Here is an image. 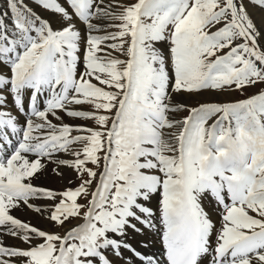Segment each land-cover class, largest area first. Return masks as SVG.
Here are the masks:
<instances>
[{
    "label": "snow or ice",
    "instance_id": "obj_1",
    "mask_svg": "<svg viewBox=\"0 0 264 264\" xmlns=\"http://www.w3.org/2000/svg\"><path fill=\"white\" fill-rule=\"evenodd\" d=\"M34 3L66 23L54 29L25 0L0 12V106L10 95L26 117L21 127L0 110V228L26 245L0 241V264H114L109 253L123 259L122 249L139 264H264V88L228 102L175 99L264 84V31L249 12L264 0ZM74 19L87 29L82 72ZM104 28L115 31L93 34ZM83 104L92 110L68 107ZM58 111L95 127L55 124ZM45 160L80 183L34 185ZM21 205L60 228L80 222L45 231L11 214ZM133 220L155 230L158 255L122 239L141 231Z\"/></svg>",
    "mask_w": 264,
    "mask_h": 264
},
{
    "label": "bare ground",
    "instance_id": "obj_2",
    "mask_svg": "<svg viewBox=\"0 0 264 264\" xmlns=\"http://www.w3.org/2000/svg\"><path fill=\"white\" fill-rule=\"evenodd\" d=\"M250 11L253 12V9L252 8L249 9V12ZM60 18L53 21L54 28H56V29H60L66 23L65 21H63ZM73 22L76 24V28L78 30L83 28L82 23L77 22L75 19ZM261 30L264 31V29H262V28H261ZM82 40H84V38ZM262 40L264 41V39H262ZM263 45H264V42H263ZM84 48H85V44L84 43L82 44V42H80V49H81L80 57H81V59L83 57L82 55H83ZM41 98L43 99L44 97L42 96ZM39 104L41 107H43V104H41V103H39ZM25 107H26V109L28 107V99L27 98H25ZM68 107L75 108V109H83V107L81 105H68ZM0 110H3L7 113H10L12 116L17 117L18 126H21V127L23 126L26 117H25V115L18 112L15 105L13 104L12 97L10 95L7 96L6 104H4L3 106H0ZM58 115L61 116V118H62L61 121L56 120L52 116H49V119L52 120V122L55 124H60L61 122L68 123L71 125L72 124L73 125L85 124L80 119L68 117L63 112L58 111ZM4 134H7L9 136V138L13 141V143H15L16 136L11 133L10 129L4 130ZM5 147H7V145H5ZM72 147H73V149H75L76 145H73ZM54 158L68 159V160L74 159V157L71 154L64 153V152L56 153ZM44 163L46 165L45 169L43 171H41L40 173H38V175L32 180V183L34 185L59 191L62 188L69 185V183H68L69 180H72L75 177V171L71 168L61 166L59 168V172H61L63 175L57 176L52 171V169L55 168L56 165L54 163H51L50 161H44ZM55 179H59L60 182L56 181ZM31 202H34L32 204L41 203L40 199L32 200ZM50 203H51V201L46 200V202L41 207L49 205ZM205 207H206V209H208L210 211L211 217H212L214 223H216L217 227H219V217H218L217 213L215 212V206L214 205L209 206L207 204V202H205ZM11 214L15 218L21 220L22 222L29 223L30 225L35 226L37 228H40L42 230L55 231L54 224L50 223L47 219V215H48L47 212H44L42 214V213L36 212L34 210H27L25 208L18 207V208L13 209ZM132 223L136 224V227L141 229V231H144V232H136L133 229L129 228V229H127V235L124 236L122 239L125 240V242L130 243L137 251L141 252L142 254L151 255L153 253H156L158 255L159 251L161 249V244H160L159 238H158L155 230L149 229V228L145 227L144 225L140 224L138 221H135V220H133ZM67 228H70V227L66 226L64 228V231ZM213 239H214V237H213ZM0 241H2L3 245L6 247H19V248L26 247V245L24 244V242L22 240H20L17 237L8 235L6 230L3 228H0ZM122 251H123V259L118 258V257L112 255L111 253H109V257L114 261V264H139V258L138 257H135L132 253L128 252L127 250L122 249Z\"/></svg>",
    "mask_w": 264,
    "mask_h": 264
},
{
    "label": "rangeland",
    "instance_id": "obj_3",
    "mask_svg": "<svg viewBox=\"0 0 264 264\" xmlns=\"http://www.w3.org/2000/svg\"><path fill=\"white\" fill-rule=\"evenodd\" d=\"M58 2H60L63 6L67 7V5L64 3V0H58ZM105 2L109 3V2H111V0H105ZM131 2H134V0H119V3H123V4H128V3H131ZM25 3L30 8H32L33 11H35L38 15H40L42 18H45V19L49 20L51 22L53 28H54L53 21L61 17L59 14L53 13V12H51L49 10H45L42 7L38 6L36 3H34V0H25ZM245 3H247V0H245ZM251 8L253 9V12L250 11V13L253 16L254 21L257 23V25L259 27L264 29V12H262L259 8H253L251 5H249V9H251ZM6 10H7L6 0H0V12H4ZM60 19H62V18H60ZM76 21L79 22L78 20H76ZM5 22L10 24L11 23L10 18H6ZM95 22L101 24L102 26L104 24L108 23L106 21H95ZM54 29H56V28H54ZM79 31L81 33L82 39L86 38L87 29H86L85 25H83V28H81ZM104 31H115V29L104 28L100 33H93V34L102 35V34H104ZM82 39H81L82 44L83 43L85 44V39L84 40H82ZM263 42L264 41L262 40L261 41L262 45H263ZM164 47L166 48V46H164ZM82 68H83V57H82V59H80V62L78 64V72L83 71L84 69H82ZM261 88H264V84H257L254 87L245 88L243 90V92H240V91H223V92L205 91V92H203V93H201L199 95H191V96L188 95V94H186V95L185 94L177 95L175 97V99L178 102L187 103V104L193 105V106L197 102H203V101L228 102V101H233V100L247 98L250 95L256 94ZM43 100H44V98L42 99L40 97V100L38 101V103L43 104ZM81 106L83 107V110H92L90 105L83 104ZM184 115H186V113H184V112L178 113L177 118H182ZM80 120L83 123H85L86 125H88L89 127H95V125H94V123L92 121H86V120H82V119H80ZM81 134H83V133H77L75 131L72 133V135H81ZM79 147H81V146L80 145H76L75 149H77ZM45 161H48V160H45ZM88 166L89 167H94L93 165H90V164ZM85 178H87V177H85ZM55 180L60 182L59 179H55ZM71 181H72V183L70 185H67L66 187L75 188L80 183V180L77 178L76 173H75V177ZM66 187L62 188L59 191L64 190ZM40 201H41V203L34 204V205L41 207L46 202V199H40ZM31 203H34V202H31ZM81 203H83V201H81ZM151 206H153V207L155 206V202L154 201L152 202ZM20 207L25 208L27 210H33L31 208H28L26 205H21ZM44 207H41V208H44ZM79 222L80 221H78V220H71L70 222L66 223L63 228H60V227L54 225L55 231H59V232L63 233L64 232V228L66 226L71 227V226H74L75 224H77ZM139 232H144V231H139Z\"/></svg>",
    "mask_w": 264,
    "mask_h": 264
}]
</instances>
